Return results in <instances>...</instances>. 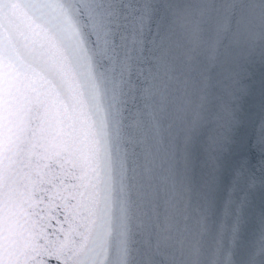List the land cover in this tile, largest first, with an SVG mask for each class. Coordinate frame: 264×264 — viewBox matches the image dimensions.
<instances>
[{
	"label": "snow or ice",
	"instance_id": "snow-or-ice-1",
	"mask_svg": "<svg viewBox=\"0 0 264 264\" xmlns=\"http://www.w3.org/2000/svg\"><path fill=\"white\" fill-rule=\"evenodd\" d=\"M53 261L264 264V0H0V264Z\"/></svg>",
	"mask_w": 264,
	"mask_h": 264
},
{
	"label": "water",
	"instance_id": "water-1",
	"mask_svg": "<svg viewBox=\"0 0 264 264\" xmlns=\"http://www.w3.org/2000/svg\"><path fill=\"white\" fill-rule=\"evenodd\" d=\"M253 163H256V159L255 158L253 159Z\"/></svg>",
	"mask_w": 264,
	"mask_h": 264
}]
</instances>
